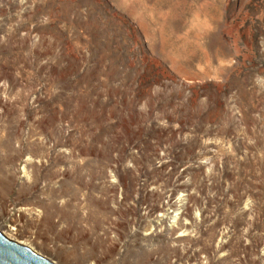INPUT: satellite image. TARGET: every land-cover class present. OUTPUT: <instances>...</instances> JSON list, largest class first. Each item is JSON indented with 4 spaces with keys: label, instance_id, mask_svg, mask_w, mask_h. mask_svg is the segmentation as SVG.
I'll use <instances>...</instances> for the list:
<instances>
[{
    "label": "rangeland",
    "instance_id": "1",
    "mask_svg": "<svg viewBox=\"0 0 264 264\" xmlns=\"http://www.w3.org/2000/svg\"><path fill=\"white\" fill-rule=\"evenodd\" d=\"M0 231L264 264V0H0Z\"/></svg>",
    "mask_w": 264,
    "mask_h": 264
},
{
    "label": "water",
    "instance_id": "2",
    "mask_svg": "<svg viewBox=\"0 0 264 264\" xmlns=\"http://www.w3.org/2000/svg\"><path fill=\"white\" fill-rule=\"evenodd\" d=\"M0 264H54L32 249L8 239L0 231Z\"/></svg>",
    "mask_w": 264,
    "mask_h": 264
},
{
    "label": "bare ground",
    "instance_id": "3",
    "mask_svg": "<svg viewBox=\"0 0 264 264\" xmlns=\"http://www.w3.org/2000/svg\"><path fill=\"white\" fill-rule=\"evenodd\" d=\"M8 214V213H7ZM8 235V234H7ZM9 238V237H8ZM19 244H21V245H23V246H26V247H28V248H33V247H30V246H28V245H26L25 243H23V242H18ZM34 250V249H33ZM37 250H35V252H36ZM38 253V252H37ZM39 254V253H38Z\"/></svg>",
    "mask_w": 264,
    "mask_h": 264
}]
</instances>
